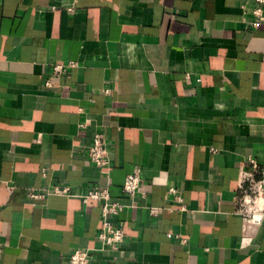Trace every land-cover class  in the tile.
<instances>
[{
  "label": "crops",
  "instance_id": "obj_1",
  "mask_svg": "<svg viewBox=\"0 0 264 264\" xmlns=\"http://www.w3.org/2000/svg\"><path fill=\"white\" fill-rule=\"evenodd\" d=\"M258 6L0 0V264H70L76 249L88 264H264V219L241 247L237 206L241 170L264 178ZM69 61L78 66L54 77L52 64ZM97 132L107 174L88 154ZM93 187L126 204L116 249L98 238L102 203L83 200Z\"/></svg>",
  "mask_w": 264,
  "mask_h": 264
},
{
  "label": "built area",
  "instance_id": "obj_2",
  "mask_svg": "<svg viewBox=\"0 0 264 264\" xmlns=\"http://www.w3.org/2000/svg\"><path fill=\"white\" fill-rule=\"evenodd\" d=\"M258 3L264 4V0H256ZM256 20L254 26H258L264 20L263 7H256L253 10ZM78 66L76 61L66 63H53V75L56 78L62 76L71 68ZM46 87L53 86L52 78L45 80ZM109 92V90H105ZM88 154L90 161L99 166L105 174L108 173L111 157L107 139L103 133L97 132L93 138V142L88 145ZM254 167H257V162L250 159ZM142 182L140 169L128 174L123 185V193L128 196H134L139 192ZM55 193L70 194V188H55ZM170 193L175 195L176 201L181 204V209L186 206L183 202V197L180 190L176 187H171ZM34 197L39 195L35 194ZM85 202L95 200L102 203V221L101 228L98 234L99 240L103 243V249H116L118 245L124 241L126 232L121 223L115 221V218L126 208V204L119 200L112 199L108 188L93 187L83 196ZM238 212L244 220V227L240 236V246L247 247L253 244L257 230L264 219V178L258 177L252 170L242 169L239 192L237 195ZM159 211L157 207H150V212L156 215ZM89 250L76 249L69 256L70 264H88L90 261Z\"/></svg>",
  "mask_w": 264,
  "mask_h": 264
}]
</instances>
